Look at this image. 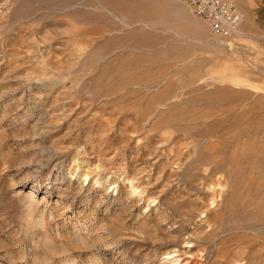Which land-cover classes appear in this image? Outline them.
<instances>
[{
  "label": "rangeland",
  "instance_id": "rangeland-1",
  "mask_svg": "<svg viewBox=\"0 0 264 264\" xmlns=\"http://www.w3.org/2000/svg\"><path fill=\"white\" fill-rule=\"evenodd\" d=\"M229 39L183 0H0V264H264V0Z\"/></svg>",
  "mask_w": 264,
  "mask_h": 264
},
{
  "label": "built area",
  "instance_id": "built-area-1",
  "mask_svg": "<svg viewBox=\"0 0 264 264\" xmlns=\"http://www.w3.org/2000/svg\"><path fill=\"white\" fill-rule=\"evenodd\" d=\"M192 12L210 27L214 35L229 39L238 33L244 14L229 0H183Z\"/></svg>",
  "mask_w": 264,
  "mask_h": 264
},
{
  "label": "crops",
  "instance_id": "crops-1",
  "mask_svg": "<svg viewBox=\"0 0 264 264\" xmlns=\"http://www.w3.org/2000/svg\"><path fill=\"white\" fill-rule=\"evenodd\" d=\"M191 10V9H190ZM192 11V10H191ZM194 14V13H193ZM195 15V14H194ZM196 16V15H195ZM197 17V16H196ZM199 18V17H198ZM201 19V18H200Z\"/></svg>",
  "mask_w": 264,
  "mask_h": 264
},
{
  "label": "bare ground",
  "instance_id": "bare-ground-1",
  "mask_svg": "<svg viewBox=\"0 0 264 264\" xmlns=\"http://www.w3.org/2000/svg\"><path fill=\"white\" fill-rule=\"evenodd\" d=\"M243 12V11H242Z\"/></svg>",
  "mask_w": 264,
  "mask_h": 264
}]
</instances>
